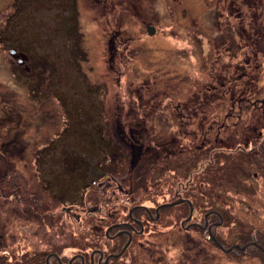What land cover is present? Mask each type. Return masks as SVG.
Instances as JSON below:
<instances>
[{"label":"rangeland","instance_id":"rangeland-1","mask_svg":"<svg viewBox=\"0 0 264 264\" xmlns=\"http://www.w3.org/2000/svg\"><path fill=\"white\" fill-rule=\"evenodd\" d=\"M222 84L234 92L222 98ZM256 99L264 0H0V264H58L53 255L90 264L94 250H114L106 232L128 213L107 186L114 150L120 179L142 180L135 206L153 212L179 192L194 201L195 221L216 211L222 225L194 236L180 231L186 206L157 223L141 210L145 234L109 264H264ZM179 105L178 128L164 113ZM141 127L149 141L133 171L120 138Z\"/></svg>","mask_w":264,"mask_h":264},{"label":"flooded vegetation","instance_id":"flooded-vegetation-1","mask_svg":"<svg viewBox=\"0 0 264 264\" xmlns=\"http://www.w3.org/2000/svg\"><path fill=\"white\" fill-rule=\"evenodd\" d=\"M17 56V54L15 55ZM20 64H24L23 60H19ZM22 61V62H21ZM247 65H249V63H247ZM22 71H30V68H28L27 65H23L21 66ZM242 75H241V79H243L244 77H247V73H245V67L242 66ZM224 85V86H223ZM222 90H220L221 97H227L228 93H233L234 90L232 87H228L226 84H222L221 86ZM233 91V92H232ZM261 102V104H264V99H256L254 101L250 102V106L251 108L255 109L259 107V103ZM162 102V101H161ZM237 102H239L238 106H242V104H245V98L244 97H240ZM181 107V105L176 106L175 107V117L172 116L170 113L165 112V117L167 118V116H171L174 120L177 121V127H180V120L182 119V117H184V108L181 107V111L179 112L178 108ZM234 110L237 109V105L234 104L233 105ZM260 108V107H259ZM170 108H167V110H169ZM182 115V116H180ZM239 116V115H238ZM238 116H231L228 117L226 115V118H224L225 122L220 126V130H219V137L221 139H224L223 141L226 140L227 137V132L228 130L233 126L231 124H229L227 122L228 119H232V121L236 120V121H240L242 119L241 114H240V118ZM163 118V116H161V119ZM175 121V122H176ZM238 122H235L234 125H236ZM176 125V123H175ZM171 128H175V126H171ZM212 127H209V130H211ZM140 132L137 133H131L130 134H126L124 132V135L120 138L122 141V146L127 150L128 156H129V163H128V167L130 170H137L139 169V171H141V164H142V158L143 154H144V150L147 142L149 141V139L147 137H145V128H139ZM211 136V131L208 132ZM259 136L261 137V135L259 134ZM147 141V142H146ZM264 144V143H263ZM139 146V151L135 148ZM240 147H242V145H239ZM249 147V142L248 144H246L245 147V151H247L248 153H251V149H248ZM112 163H111V169L109 170L110 173V177L108 178V187H112V196L114 197V200H120L119 199V195H122L126 200L125 202H121L122 206H124L125 210H128V213L125 215L126 217V221L125 222H117L112 224L109 229L106 232V238L109 239V241L111 242H116L119 241L120 244H118L115 249L113 251H109L107 254L104 253L103 251L96 249L92 252V254L89 256V262L90 264H96V259H97V264H109L110 261H113L115 259H119L121 257H123L127 251L129 250V248L132 246L133 244V239L135 236H143L145 234V230L146 227L142 221L143 215L138 213L141 210H145L146 214L148 216V218L151 220V223H157L160 222L163 218L162 215L165 214V212L173 207H182V206H186L187 207V213L188 216L182 220L180 222V231L185 233V234H194L196 232H200L205 234L206 236L208 235L209 238H212L213 236V230L216 227H219L222 225V221L220 223H215L213 222L212 218L215 216H218L220 219H222V216L219 212H206L204 214L203 220L201 221H195L196 215L195 212L197 211V207L194 203L193 200H190L189 198H183L182 196L180 197V193L177 192V199L174 203H167V204H162L160 206H158L153 212L149 210L148 207L146 206H135V202L133 199V197L137 194V192L135 191V189L133 187H135L134 185L136 184V187H138L139 185L142 184V180H136L137 176L135 178H131V176L127 173H125V177L127 179H120V177L117 174V165L120 163L119 161H117L119 158V153L118 150H114L112 155ZM139 173V172H138ZM132 200V201H131ZM127 202V203H126ZM126 205H129V207H127ZM132 207V208H130ZM143 208V209H140ZM120 211V209H119ZM121 212V211H120ZM164 213V214H163ZM115 229H119L116 233H112V230ZM125 238L127 243H123V245L121 244V239ZM220 248V244L216 243ZM249 245V244H248ZM97 246V245H96ZM250 247V245H249ZM237 248V246H236ZM260 248V247H259ZM238 249V248H237ZM261 249V248H260ZM262 250V249H261ZM263 251V250H262ZM52 257L56 258L58 264H62L61 258L57 255H53ZM52 258V259H54ZM86 256H78L75 257L73 259V261H77L76 259L80 260L82 262V264H86ZM161 258V256H159V259ZM74 261V262H75ZM73 262V263H74ZM72 262L70 264H73ZM46 264H50L49 260H47ZM159 264H163L161 263V261H159Z\"/></svg>","mask_w":264,"mask_h":264},{"label":"water","instance_id":"water-1","mask_svg":"<svg viewBox=\"0 0 264 264\" xmlns=\"http://www.w3.org/2000/svg\"><path fill=\"white\" fill-rule=\"evenodd\" d=\"M147 32H148V34L150 36H153V34L155 33V28L154 27H151V26H147ZM10 53H11L12 56H15L16 55V52L14 50H12Z\"/></svg>","mask_w":264,"mask_h":264}]
</instances>
